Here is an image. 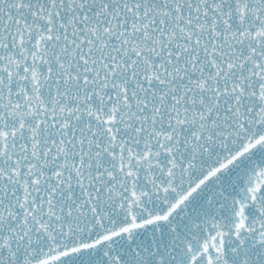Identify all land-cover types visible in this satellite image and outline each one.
Returning a JSON list of instances; mask_svg holds the SVG:
<instances>
[{
	"label": "snow or ice",
	"instance_id": "snow-or-ice-1",
	"mask_svg": "<svg viewBox=\"0 0 264 264\" xmlns=\"http://www.w3.org/2000/svg\"><path fill=\"white\" fill-rule=\"evenodd\" d=\"M0 264H264V0H0Z\"/></svg>",
	"mask_w": 264,
	"mask_h": 264
}]
</instances>
